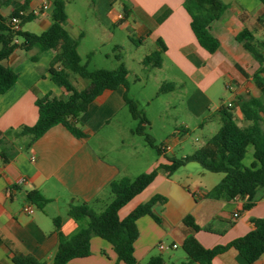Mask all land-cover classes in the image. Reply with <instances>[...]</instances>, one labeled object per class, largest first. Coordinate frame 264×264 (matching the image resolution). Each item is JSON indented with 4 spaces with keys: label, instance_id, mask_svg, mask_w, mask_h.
Here are the masks:
<instances>
[{
    "label": "crops",
    "instance_id": "obj_1",
    "mask_svg": "<svg viewBox=\"0 0 264 264\" xmlns=\"http://www.w3.org/2000/svg\"><path fill=\"white\" fill-rule=\"evenodd\" d=\"M88 1L93 5V16L99 25V33L92 39L87 29L76 25L66 7V30L71 37L80 39L79 54L82 58L81 49L85 51L88 66L95 52L102 47L115 50L119 46L114 28L125 31L130 40L152 38L156 45L157 40H162L166 50L162 66L156 70L165 74L159 79V90L163 84L173 86L168 95L184 90L187 112L196 120L202 119L199 126L203 127L207 111L212 115L217 113L222 103H232L234 114L238 113L235 114L236 120L241 123L238 124H248L239 110V98L261 96L253 79L259 64L235 37L242 30L249 29L257 40L264 41V18L259 21L264 15V4L260 0H222L227 4V10L212 25V32L220 41L219 49L213 54L205 51L195 37L184 0H123L120 10L118 0ZM23 3L24 0H11L8 5L1 6L0 12L9 17ZM44 4H49V9L41 10L31 21L37 24L41 33L52 24L51 1L33 0L28 10L41 9ZM37 53L36 49L28 53L17 49L4 61V65L17 73L18 80L11 89L0 95V140H6V147L9 148L8 161L1 156L0 148V264H15L13 258L19 255L53 264L59 245V232L70 237L84 224L87 225L86 220L76 221L69 215L71 205L87 203L94 207L105 197H110L109 186L113 181L122 177L135 178L160 165H170L171 158H177L175 146L190 131L186 123L183 129L169 128L166 141L160 143L169 149L145 160L134 157L133 161L124 159L118 163L107 159L93 145L94 139H98V146L107 147L109 136L103 137L101 134L107 129L115 132L121 128L135 137V119L125 102L129 89L119 86L114 90H105L81 116L80 126L86 134L85 138L75 137L63 125L52 127L33 143L30 136H17L23 126H33L37 122L38 99L46 95L63 99L69 97L65 87L55 83L48 71L55 53L45 51L39 61L34 62L31 56ZM105 57L109 59V53ZM96 69L112 70L106 67ZM74 78L81 85V81L85 83L83 87L76 86L79 90L88 85L82 78ZM136 81L141 83L142 78L137 77ZM227 91L230 93L228 103L224 100ZM147 118L153 130V119L148 115ZM25 137H30V142L21 144V139ZM125 140L121 139V146H126ZM131 140L130 143L136 146V153L138 147H145L139 140ZM202 169L198 163H189L170 177L161 171L147 189L120 210L119 215L124 218L155 195L168 199L167 203L157 204L153 208L160 224L151 216L137 221L139 238L135 243V256L138 264H147L154 256H162L167 264H201L190 260L183 248L187 236L180 227L189 214L200 226L195 237L207 249L226 246L247 235L254 229L252 219L264 218V189L258 191L254 206L250 209H245L246 200L243 198L232 201L213 199L207 194L223 177L206 180L207 174ZM22 178L25 183L18 184ZM34 190L41 192L50 202L43 209L33 204L35 210L28 214L24 211L28 203L27 194ZM57 218L60 219L58 229L54 222ZM160 243L169 248L161 251L158 247ZM172 245H177V248H172ZM70 264L125 263L118 260L108 241L93 237L91 254L73 259ZM211 264L250 263L236 249L230 248L216 256ZM252 264H264V254Z\"/></svg>",
    "mask_w": 264,
    "mask_h": 264
},
{
    "label": "trees",
    "instance_id": "obj_2",
    "mask_svg": "<svg viewBox=\"0 0 264 264\" xmlns=\"http://www.w3.org/2000/svg\"><path fill=\"white\" fill-rule=\"evenodd\" d=\"M11 0H0V9ZM33 0H24L23 5L9 17L0 12V95L11 89L18 80V75L12 68L4 65L11 54L17 50L26 53L36 49L37 55L31 56L34 62L39 61L43 52L52 50L55 53L49 72L55 83H60L69 92L67 99L46 95L36 101L38 119L33 126H23L17 136H30L31 143L42 137L56 125L65 126L75 137L85 138L86 134L80 126L81 116L87 112L90 104L105 90H114L119 86L129 89V70L122 61V55L115 56L119 65L116 69L90 70L87 63L83 64L79 54L80 39L70 36L66 30L68 20L66 0H50L52 4V24L40 34L22 30V27L36 18L29 14L22 16L20 30H14L10 21L20 16V12H28ZM264 4V0H260ZM184 8L191 16V28L200 46L209 54L215 53L220 47L219 39L212 32V25L219 21L227 4L222 0H184ZM127 12V10L125 9ZM264 15L259 18L262 21ZM252 57L258 62L259 69L254 74V82L261 91L259 98H239V110L248 123L238 124L234 107L224 103L218 114L221 118L219 130L205 144L192 154L179 158H171L170 165H160L156 169L142 173L135 178L122 177L113 181L110 186L111 201L105 209L97 213L87 203L71 205L69 215L76 221L86 220L87 225L77 233L66 237L59 232V245L53 258V264H70L73 259L87 257L91 254V239L100 237L108 241L118 255V260L125 264H138L135 256V243L139 238L137 221L144 216H151L157 223L160 219L154 214L157 204H165L168 199L155 195L146 203L138 205L126 217L121 218L119 212L136 196L147 189L162 171L168 177L189 163H198L210 173H222L223 179L207 194L208 197L232 201L237 198L246 200L245 209L254 206L256 195L264 189V41H259L249 29L242 30L235 37ZM132 41L137 42L133 39ZM138 42H142L138 41ZM158 49L147 56L143 63L150 67L162 66V56L166 50L162 40H157ZM121 49L117 46L115 51ZM93 54L89 56V59ZM78 76L88 81V85L79 90L72 78ZM173 87L163 84L159 93H166ZM125 102L133 116L138 121L133 133L142 136L147 145L162 154L163 146L156 145L154 138L147 132L150 121L143 112L139 111L138 103L125 94ZM253 149L254 161L246 166L249 148ZM1 156L9 160V148L6 140H0ZM27 201L43 209L50 200L39 191L27 194ZM57 229L60 219L54 220ZM254 229L247 235L237 238L226 246L207 249L195 237L200 230L193 215H187L180 230L187 236L183 248L192 261L201 264H211L213 259L230 248L236 249L250 264L258 261L264 254V218L252 219ZM15 264H45L32 256L19 255L13 258ZM147 264H167L162 256L151 257Z\"/></svg>",
    "mask_w": 264,
    "mask_h": 264
},
{
    "label": "rangeland",
    "instance_id": "obj_3",
    "mask_svg": "<svg viewBox=\"0 0 264 264\" xmlns=\"http://www.w3.org/2000/svg\"><path fill=\"white\" fill-rule=\"evenodd\" d=\"M122 1L123 0H118L117 6L119 10L121 9L120 4ZM66 7L72 20L76 25L87 29L91 39L94 38L95 34L99 33V25L95 16H93V5L91 1L66 0ZM24 31L36 34L41 33V30L34 21L26 23L24 25ZM113 32H115V40L121 49L115 51L107 47H102L95 52V56L92 59V63L89 65V69L94 70L97 67L117 68L119 62L116 60L115 56L117 54L122 55V61L129 70V97L131 99H133V97L137 98V100H133L136 102L139 101L137 102L139 111L153 119L154 129L152 130L150 126H147V132L154 138L156 145L160 146L162 141H166V133L169 128L174 129L180 127V129H183L184 123H186L189 125L190 131L181 142L177 143L174 148V153L179 159L183 158L185 154H192L219 130L221 126V118L219 114L214 113L212 115L208 110L204 118L205 122L203 127L199 126L202 119L196 120L189 116L187 112L184 90L173 95H168V92L159 93V79H161L165 73H159L156 68L143 63L147 56H151L158 49L155 41L152 38H145L142 42H134L130 40L127 33L121 29L114 28ZM106 53H109V59H106ZM81 55L84 64L86 62V57L85 51L82 49ZM149 71H152V73H149ZM146 76H148V78H146ZM137 77L142 78L141 83L136 81ZM72 82L77 87H83L82 85L85 84L84 81H81L82 85L79 84L74 77L72 78ZM85 82L88 84V81L85 80ZM229 98L230 93L227 91L225 92L224 97L226 103H228ZM235 114L237 115L238 113L235 112ZM133 122L135 127H137L138 121L134 120ZM238 123L240 122L238 121ZM112 131L113 130L111 129H107L101 134L103 137L109 136L107 147L98 146V139H94L92 142L98 149L99 153L107 159L122 163L124 159L133 161L135 157V159L138 158L139 160H145L149 158V156L158 155L157 150L147 145L142 136L134 134L135 137H133L125 132V130L122 131V128L115 132ZM122 138L126 139V146H121ZM132 138L145 144L144 148L138 147V153L135 152L136 146L130 143ZM29 142L30 137H25L20 141L21 144H28ZM251 160L254 161L252 147L249 148L244 164L250 166L252 163ZM202 170L207 174L206 180L208 178H214L217 180L219 177H224V174L222 173H210L204 169ZM109 195L111 196V194ZM110 201L111 197H105L103 202L96 204L93 209L97 213H100ZM85 226L86 224H84L83 227Z\"/></svg>",
    "mask_w": 264,
    "mask_h": 264
},
{
    "label": "built area",
    "instance_id": "obj_4",
    "mask_svg": "<svg viewBox=\"0 0 264 264\" xmlns=\"http://www.w3.org/2000/svg\"><path fill=\"white\" fill-rule=\"evenodd\" d=\"M48 9H49V4H44L41 9L34 10L32 12H24V11H22V12H20V16L11 18L10 25H11V27L14 30H20L21 29V24H22V16L25 17V16H28L29 14H34V15L37 16V15L40 14L41 10H48ZM228 106H231V103H229ZM168 149H169V147H167V146L163 147V151L164 152L167 151ZM34 159H35V157H33V160ZM23 183H25V179L24 178L20 179L19 182H18V184H23ZM34 210H35V207L30 202H28L26 204V206L24 207V211L26 213H28V214H32L34 212ZM158 247H159V249L161 251H164V250L169 248L168 246H165L162 243H160L158 245ZM172 248H174V249L177 248V245H172Z\"/></svg>",
    "mask_w": 264,
    "mask_h": 264
}]
</instances>
